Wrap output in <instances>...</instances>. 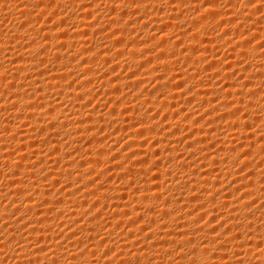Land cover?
Returning a JSON list of instances; mask_svg holds the SVG:
<instances>
[{"label": "bare ground", "instance_id": "6f19581e", "mask_svg": "<svg viewBox=\"0 0 264 264\" xmlns=\"http://www.w3.org/2000/svg\"><path fill=\"white\" fill-rule=\"evenodd\" d=\"M247 3L0 0V264H110L103 243L127 264H264V0Z\"/></svg>", "mask_w": 264, "mask_h": 264}, {"label": "snow or ice", "instance_id": "6c2138e0", "mask_svg": "<svg viewBox=\"0 0 264 264\" xmlns=\"http://www.w3.org/2000/svg\"><path fill=\"white\" fill-rule=\"evenodd\" d=\"M244 6H247V7H253V6H255L256 7V9H260V7L258 6V5H255V0H252V3H247V4H245ZM49 22H51V18L49 19ZM60 26H62V24L60 25ZM41 31H43V29H41ZM227 34V32H225L224 33V35L225 36H227L226 35ZM85 35H87V33H85ZM113 35H115V33H113ZM223 38V37H222ZM47 39V37H45V40ZM59 39V38H58ZM260 47L261 48H264V43H262L261 45H260ZM149 63H151V61H149ZM113 73H115V68H113ZM133 75H135V73H133ZM233 75H235V73H233ZM161 79H162V77H161ZM69 87H71V85H69ZM177 88H180V87H182V85H177L176 86ZM245 87H246V85H245ZM78 91V90H77ZM117 91H119L118 89H117ZM189 91H191V89H189ZM80 99H83V97H81ZM86 107H87V105H86ZM157 115H158V113H157ZM167 119V117H165V120ZM101 131H103V129H101ZM140 135L142 136L143 135V133L141 132L140 133ZM181 143H183V141H181ZM141 147H143V145H141ZM189 147H191V145L189 146ZM113 151H115V149H113ZM245 155H247L246 153H245ZM115 159H116V157L115 156H113L112 157V161H115ZM128 159H131V157H129ZM144 163H146V161H143ZM123 165H121V167H122ZM111 168H109V172H111ZM243 171V169H241V172ZM89 175H91V173H89ZM47 179V178H46ZM99 179V177H97L96 178V180H98ZM96 180H93V183H96ZM77 183H79V181H77ZM157 199H159V197H157ZM93 207H95V205H93ZM225 207H227V205H225ZM125 215H127V213H125ZM200 220H203V216H201L200 217ZM20 222V221H19ZM214 221H211V223H210V221L208 222L209 224H212ZM77 223H79V222H77ZM136 223H138V221L136 222ZM197 223H199V221H197ZM227 223V221H225L224 223H221L220 225H219V229H223L224 227H225V224ZM131 226V225H130ZM24 227L25 228H28L29 227V225L28 224H25L24 225ZM146 231L145 229H141V231ZM67 231H71V228H69ZM142 231V232H143ZM201 231H203V229H201ZM231 231V229H228L227 231H224L223 232V237H227L228 235H229V232ZM218 233V229L216 228V227H213L212 228V230H211V233H210V235H216ZM60 234H62V235H60V236H63V235H65V232L64 231H61L60 232ZM76 235V233H73L72 234V236H68V241H71L72 240V238H73V236H75ZM109 235H111V233H109ZM221 237V236H220ZM219 238V237H218ZM239 236H236V237H234V239L235 240H239ZM24 239H26L25 237H24ZM57 239V238H56ZM147 240H151V237L149 236V237H147ZM37 241H40L39 239H37ZM59 241V239H57V242ZM215 242H216V240H214ZM4 241H2V240H0V243H3ZM228 242H231V241H228ZM39 245H40V243H36L35 245H32V247L31 248H29L28 249V251H31L32 250V248L33 247H39ZM221 245H225V247L224 248H221V249H223V250H227L226 249V244H221ZM137 245H133V247H136ZM154 246V245H153ZM16 247H18V248H20V244L19 243H17V246ZM102 247V246H101ZM241 247H243V245H241ZM41 250H42V252H45V249L44 248H40ZM257 249H259V245H258V247H257ZM90 250V249H89ZM218 250H220V249H218ZM19 253H17V255H18ZM34 255H35V253H33ZM82 254V253H81ZM91 255H92V257L95 259L96 258V252L95 251H92V253H91ZM108 255V254H107ZM107 255H105V253H104V256L106 257ZM52 256H55V252H52ZM239 256V254H237V257ZM104 258V257H103ZM49 259H51V257H49ZM102 259V258H101ZM36 264H39V261H37L36 262ZM51 264H56V261L55 260H52L51 261Z\"/></svg>", "mask_w": 264, "mask_h": 264}, {"label": "rangeland", "instance_id": "374dc122", "mask_svg": "<svg viewBox=\"0 0 264 264\" xmlns=\"http://www.w3.org/2000/svg\"><path fill=\"white\" fill-rule=\"evenodd\" d=\"M244 1H246V0H244ZM257 42H258V41L254 42V43L256 44ZM124 72H125V71H124ZM127 72H129V71L127 70ZM123 74L125 75V73H123ZM127 74H128V73H127ZM127 74H126V75H127ZM218 81H219V83H220V84L218 83V86H220V85L222 84V83H221L222 81H221V80H218ZM92 104H93V105H92ZM94 104H96V103L91 102V103L89 104L90 106H88V108H93V107H95ZM105 109H106V111H107V107H106ZM105 109H104V110H105ZM159 118H160V117L158 116L157 119H159ZM109 142H110V141L107 140L106 143H109ZM122 143H123V142H122ZM119 145L121 146V143H120ZM102 232H103V231H102ZM102 232H101V231H100V232L98 231L99 234H97V237H98V238H96V240L100 239V237H101V235H102V234H101ZM105 244H106V245H105ZM102 245H103L102 247H101V245H100V247H98L97 252H100L99 254L97 253L98 256H103L104 253L107 252L106 254H108V256H109V258H110V261H111L110 264H113L114 262H115L114 264H127V263H126V262H127L126 260H124V261H119V262L114 260V259L116 258V257H115V254H116L117 252H116V250H114L113 248H111V246H110L108 243H103ZM104 245H105V246H104ZM138 245H140V246H138ZM138 245H137L135 248H133V250H139V249H140V251L142 250L141 252L144 251V252L148 253V250H147V249L145 250V247H144V245H143L142 243H139ZM109 246H110V247H109ZM102 248H104V250H102ZM109 248H110V249H109ZM136 248H137V249H136ZM100 249H101V250H100ZM105 249H106V250H105ZM108 249H109L110 251H109ZM111 249H112V250H111ZM101 251H103V252H101ZM185 251H186V249H185ZM109 252H111L112 254H111V253L109 254ZM186 252H187V251H186ZM114 253H115V254H114ZM101 254H102V255H101ZM116 255H117V254H116ZM108 256H107V257H108ZM112 258H114V259H112ZM124 262H125V263H124ZM143 263H144V262H143ZM100 264H102V263H100Z\"/></svg>", "mask_w": 264, "mask_h": 264}]
</instances>
